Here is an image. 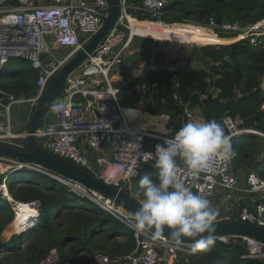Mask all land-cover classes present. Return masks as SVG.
I'll list each match as a JSON object with an SVG mask.
<instances>
[{
	"label": "built area",
	"instance_id": "obj_1",
	"mask_svg": "<svg viewBox=\"0 0 264 264\" xmlns=\"http://www.w3.org/2000/svg\"><path fill=\"white\" fill-rule=\"evenodd\" d=\"M119 1L121 11L114 28L68 76L64 94L51 103L47 112L46 117L53 115L55 122L44 125V120L37 139H45L43 146L39 144L42 148L71 161L107 184L126 190L124 183L137 177L141 169L146 170L144 175L159 171L153 166L150 154L155 152L157 144L174 135L192 112L186 110L181 126L165 134L152 130L146 120L128 113L132 109L121 101L122 91L114 83V69L122 66L126 57L134 53L136 37H145L133 32L132 19L143 22L137 16L140 11L160 17L176 0H143L142 5L133 4L130 0ZM110 11L109 0H0V75L3 67L14 58L27 60L38 70V93L33 98L17 99L3 92L0 99V144L25 149L28 131L16 132L14 107L29 103L34 111L49 82L99 32ZM202 28L235 34L230 37L233 42L250 38L257 43L264 36V21L218 24L212 17ZM64 48H70L71 52L59 56L56 51ZM156 67L160 69L161 66ZM262 87L264 89V79ZM223 121L231 139L242 132H256L252 128L240 127V119L224 116ZM104 143L108 146L103 147ZM180 160H177L179 183L206 196L211 203L217 186L234 193L252 195V202L243 203L239 209L240 219L236 220L264 228V178L250 171L245 175V185L239 188V178L233 173V160L225 164L218 157L209 171L199 174L190 173L184 161ZM0 165L6 167L0 184V192L4 196L9 195L8 175L25 168L40 171L54 177L77 195L92 200L134 233L136 247L126 255L97 252L90 262H69L60 258L59 249L55 247L40 264H177L179 256L195 253L189 243L177 248L167 236L153 241L150 232L135 231L129 219L132 212L78 181L55 174L38 164H23L1 154ZM12 202L15 203L14 200ZM225 220L231 218L225 217ZM217 239L239 241L247 252L244 258L264 261L263 241L233 234Z\"/></svg>",
	"mask_w": 264,
	"mask_h": 264
},
{
	"label": "trees",
	"instance_id": "obj_2",
	"mask_svg": "<svg viewBox=\"0 0 264 264\" xmlns=\"http://www.w3.org/2000/svg\"><path fill=\"white\" fill-rule=\"evenodd\" d=\"M131 2L143 4V0ZM137 16L143 21L140 22L142 24L160 20L163 23H157L163 28L176 30L187 25L204 27L212 17L218 24L226 21L256 24L264 21V0H176L160 17L143 11ZM141 34L181 43L187 40L196 42L193 37L186 38L190 36L179 33H159L160 36ZM218 36L227 39L235 34L218 32ZM199 44L208 45H195L184 64L173 69L167 65L160 69L148 68L143 75L134 77L129 83L118 82L117 86L122 91L121 101L134 113L150 110L154 116L148 115L153 119H164L155 115H169L171 126L178 129L194 94L208 96L210 81L213 80L219 101L203 107L197 106L192 116L185 119V123L215 120L229 135L223 121L224 116L240 119V127L252 128L256 132H242L231 139L235 152L233 166L248 168L264 178V36L257 43L249 38L231 44ZM134 46L139 47L136 43ZM150 49L147 48L146 53ZM143 53L144 51L135 49V60L139 62ZM157 55L164 54L158 51ZM193 60L198 64L191 68L190 62ZM37 79L38 70L29 61L22 58L11 59L0 75V99L4 96L3 92L17 99L33 98L38 93ZM223 100L229 102L225 103ZM22 105L25 107L20 115L24 116L26 122V127L22 128L29 130L34 111L29 103ZM19 121L22 120L15 121V125ZM22 128L16 129V132H24L21 131ZM149 176L154 182H159L158 172ZM3 177L0 175V184ZM8 184L9 194L15 201L36 203L37 207L33 206L40 213L39 216H31L24 221L27 230L5 239L4 231L14 222L16 211L13 202L0 192V264H38L55 247L59 249L62 260L84 263L90 262L97 252L113 256L126 255L136 247L134 233L130 228L54 177L25 168L11 173ZM136 188L143 189L139 181ZM125 191L130 194L129 190ZM31 218L35 219H32L30 225L31 221H28ZM246 253L239 241L224 242L215 238V242L206 249L189 255L187 264H264L261 259L244 258Z\"/></svg>",
	"mask_w": 264,
	"mask_h": 264
},
{
	"label": "clouds",
	"instance_id": "obj_3",
	"mask_svg": "<svg viewBox=\"0 0 264 264\" xmlns=\"http://www.w3.org/2000/svg\"><path fill=\"white\" fill-rule=\"evenodd\" d=\"M235 156L231 137L223 126L208 122H187L174 135L157 144L150 154L158 171V183L149 175L139 180L143 201L129 218L135 231L151 233L159 241L165 230L175 247L188 239L191 251L204 250L215 242L218 210L206 196L194 193L177 180V160L182 159L192 174L207 172L219 157L225 164Z\"/></svg>",
	"mask_w": 264,
	"mask_h": 264
},
{
	"label": "water",
	"instance_id": "obj_4",
	"mask_svg": "<svg viewBox=\"0 0 264 264\" xmlns=\"http://www.w3.org/2000/svg\"><path fill=\"white\" fill-rule=\"evenodd\" d=\"M111 5L110 15L106 19L103 27L99 32L92 37V39L85 44L84 48L80 50L71 60H69L59 74L52 79L46 89L44 96L42 97L38 107L32 113L30 119V129L28 130V136L26 140V147L24 150L17 149L12 146L0 144V154L8 157H12L20 163H34L38 164L55 174L63 175L67 178L78 181L85 186L110 197L124 206L127 210L133 214L140 206V202L131 194L125 190H120L117 187L107 184L101 179L95 177L87 170L77 166L71 161L64 159L49 150L42 148L38 144L37 134L42 128L45 117L51 103L62 96L66 89L68 76L75 71L87 58L88 54L92 53L96 47L107 37V35L114 28L121 11L119 0H109ZM260 77V75H259ZM119 80L128 81L127 76H119ZM210 93L204 100L200 99L199 94H194L193 101L187 107L188 112H194L197 106H206L209 103L219 101V97H214V82L210 81ZM228 103L229 100H223ZM151 114L150 110H147ZM234 171V170H233ZM37 207L36 203H31ZM216 231L214 233L215 238L226 235H241L249 236L254 239L264 242V228L259 227L247 222L238 220H224L215 222ZM169 232L165 230L164 236L169 238ZM185 243L191 244V241L186 239Z\"/></svg>",
	"mask_w": 264,
	"mask_h": 264
},
{
	"label": "rangeland",
	"instance_id": "obj_5",
	"mask_svg": "<svg viewBox=\"0 0 264 264\" xmlns=\"http://www.w3.org/2000/svg\"><path fill=\"white\" fill-rule=\"evenodd\" d=\"M155 22L163 23L160 20L155 21ZM186 29H187V32H188V34H186V35L190 36V37H186V38H192L193 37V39L196 42L199 41V42H204V43H210L213 40L212 38L210 39L207 36L208 34H214V32L212 30L203 29V28H199V27H195V26L192 27L190 25H187ZM135 33H138V32H135ZM144 35L145 34H143V36ZM141 38H143V39H141ZM224 39H226V38H224ZM181 41L185 42V40H181ZM186 42L185 43H181V42H177V41L161 40V39H154V38L142 37V36L141 37H136L135 43L138 46L142 45V47L141 46H139V47L141 49L143 48L142 51H144V53H143L142 56H140L141 60L139 62L134 60V58H130V59L128 58L127 65L128 64L129 65H134V67H138L140 64H146L147 65V58L150 59V57H148L149 55L146 53V49L147 48H151V46L153 47L152 50H154V49L157 50V47L166 49L168 51V56H169L170 60L176 62L177 60H179L181 58V56L179 57V55L182 52H186V51L191 50L195 45H199V46L208 45V44H199V43H196V42H192L190 40L189 41L187 40ZM226 42H227V39H226V41L223 44H229V43H226ZM220 44H221V42H220ZM220 44H214V45H220ZM135 47L136 46H134V48ZM156 50H154V52ZM56 52L58 53L59 56H63V55L68 54L69 52H71V49L70 48H64V49L58 50ZM157 57H158V55H156L154 57V58H156V60H155L156 62H157ZM5 68H6V65L3 67V70ZM114 71H116V69H114ZM19 106H21L20 107L21 110L23 109V107H25V105H22V104L19 105ZM29 107L31 108V106H29ZM16 108H17V106L15 107V109ZM21 110L19 112H21ZM19 112H17V113H19ZM145 113L146 112H144V114ZM14 114H15V112L13 113V116H14ZM23 117L24 116H18V118H20L22 121H24ZM162 120H163L162 118H161V120L157 119L156 125H157V122H159V124H160V122ZM14 122H15V120H14ZM20 123L21 122H19V124L15 125L17 130L19 128ZM158 126L159 125H157V127ZM23 127H26V125H23ZM173 130H174V128H173ZM44 141H45L44 138L38 139V144L43 146ZM107 146H108V143H104L103 144V147H107ZM155 169H157V168H155ZM145 172H146V170L141 169L137 177H133L132 179H130V180H128V181H126L124 183V186L127 188V190L130 191V194L132 196H134L140 203H142L143 198H144V196H143L144 190L143 189H138L137 190L136 184L140 180V178L145 174ZM3 174H4V167L0 165V175L4 176ZM8 178H9V175H8ZM244 179H245V176H244ZM243 181L239 182V184H238L239 188L243 187V183H242ZM215 193H216L215 198L219 197V199H220L219 206H215L214 202L211 203V205L215 209L218 210V216H217L215 222L221 221V220L225 219V217L239 218L240 219L239 209L241 208V201H239V199L244 200L245 199L244 196H248V197L252 196L250 194L247 195V194H245L243 192L234 193V191L228 190V189L220 187V186H217ZM220 193H222V194H220ZM237 195H239V196H237ZM5 197H7L10 200V198L12 196H10V194H9V195H5ZM12 200L13 199H11V202H12ZM251 202H252V200H251ZM12 204H14V208H15V211H16V214H15L16 218H15L14 222L10 226H8L5 229V231H4V238L7 239V240L10 239L12 236H14L16 234L23 232L24 229H26V223L24 221L26 219H28L29 217H31V216H27L26 215V216L22 217L21 220H19L18 219L19 211H18V208L15 206L16 203H12ZM32 222H33V220H31L30 225L32 224ZM30 225H29V227H30ZM29 227H27V228H29ZM6 253L7 252H4V254H6ZM188 256L189 255L179 256V258L177 259V264H187L188 263L187 262V257ZM43 260H41L38 264H40Z\"/></svg>",
	"mask_w": 264,
	"mask_h": 264
},
{
	"label": "crops",
	"instance_id": "obj_6",
	"mask_svg": "<svg viewBox=\"0 0 264 264\" xmlns=\"http://www.w3.org/2000/svg\"><path fill=\"white\" fill-rule=\"evenodd\" d=\"M133 21H134V24L136 25V27H135V32H138V33H146V34H152V35H157V36H159L158 34L159 33H161V34H177V33H179V34H184V35H186V34H188V32H187V29H186V27L185 28H180L179 30H176V29H172V28H163L162 26H160L157 22H147V23H140V22H138L137 20H134V19H132ZM204 29V28H203ZM134 32V33H135ZM210 39L212 38L213 40L210 42V43H224L225 41H226V39H224V38H221V37H219L218 36V33H216V32H214V34H208L207 35ZM150 38V37H149ZM158 39V38H157ZM197 43H200L199 41L197 42ZM231 43H233V41L232 42H229V44H231ZM138 46V45H137ZM139 46H141L142 47V45H139ZM139 50H142L140 47H137ZM136 48V49H137ZM152 46H151V49H150V51H149V53H147L149 56L148 57H150V59L149 58H147V65L146 64H138L139 66L138 67H134V65H127V62H128V58H130V57H133L134 58V60H135V55H134V53L132 54V56H127L126 57V60H125V63L122 65V66H120V67H118L117 69H116V71H115V75H116V77H115V79H114V83L117 85L118 84V82H122V83H129V81L131 80V79H133L134 77H137V76H140V75H143V73H144V71L146 70V69H157V65H160V66H165V65H167V66H170V68H175V66H177V65H181V64H184L185 63V61H186V59H188L190 56H189V51H186V52H182L180 55H179V57L181 56V58L179 59V60H177L176 62L175 61H171L170 60V58H169V56H168V51L166 50V49H163V48H160V47H157V50L156 49H154V50H156L155 52H154V50H152ZM158 51H161V52H163V56H158L157 57V62L155 61L156 60V58H154L156 55H157V52ZM134 52H135V48H134ZM197 61L196 60H193V61H191L190 62V67L191 68H194V67H196L197 66ZM120 75H122V76H127L128 77V81H122V80H119V76ZM213 96L214 97H217V93H216V91L214 90V94H213ZM208 96H206V97H201L200 96V99L201 100H204L205 98H207ZM16 107V106H15ZM15 107H14V111H13V113L15 112V114H14V120L15 121H18V120H21L20 118H18V116H21L20 115V107L21 106H19V105H17V108L15 109ZM188 107V106H187ZM187 107H186V110H187ZM139 111H141L143 114H144V111H142V110H139ZM17 112H19V113H17ZM146 113L147 114H149L147 111H146ZM145 113V114H146ZM151 115V114H150ZM16 116V117H15ZM151 116H154V115H151ZM155 116H161V117H164V119L160 122V124H159V122H157V125H159L158 127H157V125H156V121H157V119H159V120H161V118H156V119H154L155 120V122H153V119H152V117H151V122H152V125H150L151 126V129L152 130H156L157 132H160V133H163V134H165V133H169V132H171V130H173V128H172V126H171V124H170V117H169V115H155ZM144 120H146L147 122L149 121V117H147V118H144ZM19 122H21L20 123V125H19V128L18 129H20V128H22L23 127V125H25L26 124V122L25 121H19ZM55 122V117L53 116V115H49L48 116V118L46 117L45 118V123H44V125H48V124H52V123H54ZM154 125V126H153ZM15 129H16V127H15ZM21 131H28V129L27 128H22V130ZM262 146L264 147V145L262 144ZM264 156V152L262 153V157ZM180 161H183L182 159L180 160ZM233 173L239 178V181H243L242 183H243V186L245 185V179H244V176L248 173V172H250L251 170L250 169H248V168H245V167H241V168H233ZM220 194H222V193H220ZM237 196H239V195H237ZM244 196V195H243ZM244 200H241V199H239V201H241V206L243 205V203H247V204H249V203H251V200L253 199V196H251V197H248V196H244ZM214 204H215V206H219V204H220V199H219V197H216L215 199H214ZM225 220V219H224Z\"/></svg>",
	"mask_w": 264,
	"mask_h": 264
},
{
	"label": "bare ground",
	"instance_id": "obj_7",
	"mask_svg": "<svg viewBox=\"0 0 264 264\" xmlns=\"http://www.w3.org/2000/svg\"><path fill=\"white\" fill-rule=\"evenodd\" d=\"M135 27L136 25L134 24V21L132 20V29H133V32H135ZM202 28V27H201ZM233 39L232 38H227V42L226 43H229V42H232ZM128 113L130 115H133L135 116V118H138L140 120H144V118H147L149 117V121H148V124L149 125H152V122H151V116H149L148 114H143V113H134V112H131L130 110H128ZM153 119V118H152ZM153 122H155V120L153 119ZM11 196V195H10ZM13 199V197L10 198V200ZM14 200V199H13ZM14 202L16 203V207L18 208V211H19V217L18 219L21 220L22 217L24 216H39V213L40 211L38 210V208H35L32 204H25V203H22V202H18V201H15ZM34 219V218H31L28 222L30 223V221ZM17 221V220H16ZM27 230V229H26Z\"/></svg>",
	"mask_w": 264,
	"mask_h": 264
}]
</instances>
